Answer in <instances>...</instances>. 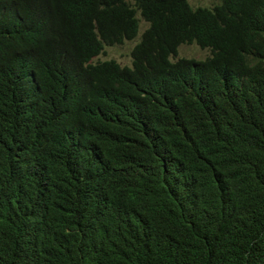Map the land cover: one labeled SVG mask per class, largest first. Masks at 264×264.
<instances>
[{"label": "trees", "instance_id": "16d2710c", "mask_svg": "<svg viewBox=\"0 0 264 264\" xmlns=\"http://www.w3.org/2000/svg\"><path fill=\"white\" fill-rule=\"evenodd\" d=\"M0 264H264V0H0Z\"/></svg>", "mask_w": 264, "mask_h": 264}, {"label": "rangeland", "instance_id": "374dc122", "mask_svg": "<svg viewBox=\"0 0 264 264\" xmlns=\"http://www.w3.org/2000/svg\"><path fill=\"white\" fill-rule=\"evenodd\" d=\"M187 1L192 8L213 7L215 4L218 3V0H187ZM146 27L147 24L140 19L139 33L134 40L127 41L122 45L105 46L103 52L99 56L94 58L92 62L114 60L122 66H130L131 50L134 47V45L138 42L140 34ZM209 55L210 53L208 50L200 49L195 44H191V45L183 44L180 47H178L176 58L177 59L190 58L195 60H202Z\"/></svg>", "mask_w": 264, "mask_h": 264}]
</instances>
